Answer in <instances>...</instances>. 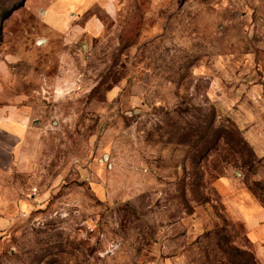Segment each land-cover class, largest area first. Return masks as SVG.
Instances as JSON below:
<instances>
[{
	"label": "rangeland",
	"instance_id": "1",
	"mask_svg": "<svg viewBox=\"0 0 264 264\" xmlns=\"http://www.w3.org/2000/svg\"><path fill=\"white\" fill-rule=\"evenodd\" d=\"M263 218L264 0H0V264H264Z\"/></svg>",
	"mask_w": 264,
	"mask_h": 264
},
{
	"label": "crops",
	"instance_id": "2",
	"mask_svg": "<svg viewBox=\"0 0 264 264\" xmlns=\"http://www.w3.org/2000/svg\"><path fill=\"white\" fill-rule=\"evenodd\" d=\"M86 29L88 31V33H94L96 32V30L98 29V26L95 24L94 19H91L88 21V23L86 24ZM81 31V29H80ZM119 91V92H118ZM140 89H139V85H135L130 89H126V91H124V89H120L118 87L112 88L109 92H108V96H117V92L120 93L119 94V101L121 103H127L129 101V96L131 95L133 97V99H135V94L139 93ZM137 98V96H136ZM26 113H24L23 111H19L17 113L13 112L10 114H7V118L2 120V129L1 132L3 135L5 136H10V137H14V134L19 131L21 128H23V124H24V120H25V115ZM21 127V128H20ZM251 210V209H249ZM252 212H254L255 214H259V210L252 208L251 210ZM244 221V220H243ZM248 233H249V239L252 243H254L255 249L257 250V248L259 247H264V218L263 220H261L260 222H258V224L256 226H251V229H247ZM255 250V252H256ZM257 255V254H256Z\"/></svg>",
	"mask_w": 264,
	"mask_h": 264
},
{
	"label": "water",
	"instance_id": "3",
	"mask_svg": "<svg viewBox=\"0 0 264 264\" xmlns=\"http://www.w3.org/2000/svg\"><path fill=\"white\" fill-rule=\"evenodd\" d=\"M35 124H37V122H35Z\"/></svg>",
	"mask_w": 264,
	"mask_h": 264
}]
</instances>
